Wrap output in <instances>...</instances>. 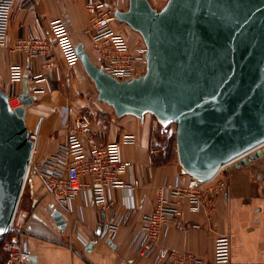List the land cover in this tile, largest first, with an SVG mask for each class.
<instances>
[{
    "label": "crops",
    "instance_id": "obj_1",
    "mask_svg": "<svg viewBox=\"0 0 264 264\" xmlns=\"http://www.w3.org/2000/svg\"><path fill=\"white\" fill-rule=\"evenodd\" d=\"M86 1L15 0L7 41L0 47L1 84L10 97H17L23 91L24 78L29 80L35 101L27 108L25 119L30 133L38 136L34 163L64 145L74 117L87 114L97 142L119 141L122 160L129 165L123 177L126 186L108 194L112 206L105 211L93 203L89 190L59 205L32 169L28 206L23 210L18 207L15 216V225L24 227L19 238L29 251L22 264H159L155 253L148 258L138 254L143 217L153 211L159 188L185 185L190 176L183 175L177 154L154 138L150 114L143 121L132 115L117 118L111 107L98 100L95 85L82 64L70 66L66 62L52 31L56 20L67 25L74 43L82 44L97 64ZM110 1L120 10L128 8L129 0ZM115 26L133 38L134 31L126 24ZM13 67L21 69L18 82L12 81ZM164 130L161 134L167 136ZM125 136H131L133 142H123ZM221 177L228 188L218 196L215 211L211 215L193 211L183 201V221L188 229L179 231L168 226L160 242L211 263L217 238L227 237L231 264H264V158L240 169L228 166ZM54 211L62 213L65 228L54 222ZM112 224L117 225L116 231L108 230L105 237H97L89 249L98 229ZM11 237L8 234L2 239ZM1 257H8L2 248Z\"/></svg>",
    "mask_w": 264,
    "mask_h": 264
},
{
    "label": "water",
    "instance_id": "obj_2",
    "mask_svg": "<svg viewBox=\"0 0 264 264\" xmlns=\"http://www.w3.org/2000/svg\"><path fill=\"white\" fill-rule=\"evenodd\" d=\"M115 18L142 37L145 73L120 81L82 44L76 53L117 118L150 114L163 128L175 124L182 173L199 182L264 158V0H168L161 9L129 0ZM23 85L13 109L0 77V239L11 230L34 151L25 116L35 98L27 77ZM53 219L65 228L61 212ZM108 230L100 227L89 249Z\"/></svg>",
    "mask_w": 264,
    "mask_h": 264
},
{
    "label": "built area",
    "instance_id": "obj_3",
    "mask_svg": "<svg viewBox=\"0 0 264 264\" xmlns=\"http://www.w3.org/2000/svg\"><path fill=\"white\" fill-rule=\"evenodd\" d=\"M15 0H0V47L7 41L8 27ZM86 9L90 15L93 32L92 53L99 67L120 81L129 80L146 71V46H132L130 39L116 29L119 23L115 18V7L110 0H87ZM52 31L66 62L70 66L80 63L76 53V44L67 25L62 20L52 23ZM22 79L19 67L12 68V81ZM13 109L21 106L19 96L10 97ZM29 139L35 144L36 134L30 133ZM131 136H125L123 142H133ZM208 182H199L190 177L187 184L176 183L170 187L158 189V196L153 211L143 217V240L139 256L157 255L159 264H231L230 240L218 237L215 245V259L208 263L205 260L161 244V236L168 226L179 231H186L188 226L183 221L182 203L187 201L193 211H204L211 215L217 206V198L228 188L222 178L225 169ZM35 169L44 181L51 197L59 205H66L77 198L84 190L93 194V203L104 211L111 208L108 194L126 184L123 177L127 175L129 165L122 160L120 143L101 144L97 142L93 122L89 115L79 114L73 119L67 142L54 154L34 163H30L29 175ZM28 175V177H29ZM129 188L134 189L129 186ZM117 225H110V231H116ZM23 226L15 225V218L9 234L11 239L2 242V249L8 257L0 264H22L29 257L25 243L20 240Z\"/></svg>",
    "mask_w": 264,
    "mask_h": 264
},
{
    "label": "rangeland",
    "instance_id": "obj_4",
    "mask_svg": "<svg viewBox=\"0 0 264 264\" xmlns=\"http://www.w3.org/2000/svg\"><path fill=\"white\" fill-rule=\"evenodd\" d=\"M168 0H150V2L152 3V5L154 7H156L157 9H161L167 2ZM133 38L130 39V43L132 44V46H134L135 48L141 45H145L144 41L142 39V37L140 36V34L134 32L133 33ZM132 41V42H131ZM150 119L152 121L153 124V133H154V138H157V141H159V143H161L163 146H166L168 148V150L172 151L173 154H177V150H176V125L172 124L166 128H164V132H167V136H162L161 132L163 130V127L161 126V124L157 121V119L150 115ZM30 176L28 177L26 186H25V190L23 193V196L20 200V205H19V209L23 210L24 208H26L28 206V198H29V194H30ZM3 240L0 241V248L2 247V243Z\"/></svg>",
    "mask_w": 264,
    "mask_h": 264
},
{
    "label": "trees",
    "instance_id": "obj_5",
    "mask_svg": "<svg viewBox=\"0 0 264 264\" xmlns=\"http://www.w3.org/2000/svg\"><path fill=\"white\" fill-rule=\"evenodd\" d=\"M3 240V239H0V241ZM2 244V243H1ZM5 259V257H1L0 258V262H2L3 260Z\"/></svg>",
    "mask_w": 264,
    "mask_h": 264
}]
</instances>
